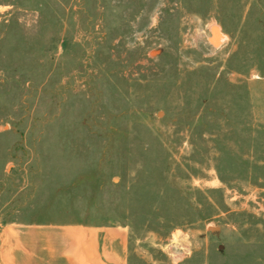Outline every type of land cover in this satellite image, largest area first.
Here are the masks:
<instances>
[{
	"label": "rangeland",
	"instance_id": "1",
	"mask_svg": "<svg viewBox=\"0 0 264 264\" xmlns=\"http://www.w3.org/2000/svg\"><path fill=\"white\" fill-rule=\"evenodd\" d=\"M48 221L264 264V0H0V232Z\"/></svg>",
	"mask_w": 264,
	"mask_h": 264
},
{
	"label": "crops",
	"instance_id": "2",
	"mask_svg": "<svg viewBox=\"0 0 264 264\" xmlns=\"http://www.w3.org/2000/svg\"><path fill=\"white\" fill-rule=\"evenodd\" d=\"M129 255L121 224L12 222L0 232V264H129Z\"/></svg>",
	"mask_w": 264,
	"mask_h": 264
},
{
	"label": "bare ground",
	"instance_id": "3",
	"mask_svg": "<svg viewBox=\"0 0 264 264\" xmlns=\"http://www.w3.org/2000/svg\"><path fill=\"white\" fill-rule=\"evenodd\" d=\"M212 30H213L212 42L217 45L220 41L219 39H221L220 31H219L218 27H215V26L212 27Z\"/></svg>",
	"mask_w": 264,
	"mask_h": 264
},
{
	"label": "water",
	"instance_id": "4",
	"mask_svg": "<svg viewBox=\"0 0 264 264\" xmlns=\"http://www.w3.org/2000/svg\"><path fill=\"white\" fill-rule=\"evenodd\" d=\"M216 31V30H215ZM216 37V36H215Z\"/></svg>",
	"mask_w": 264,
	"mask_h": 264
}]
</instances>
